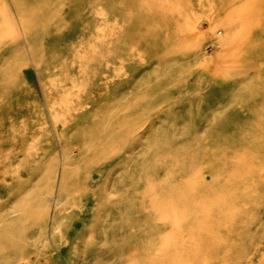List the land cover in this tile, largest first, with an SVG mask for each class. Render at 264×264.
Returning a JSON list of instances; mask_svg holds the SVG:
<instances>
[{
	"label": "rangeland",
	"instance_id": "rangeland-1",
	"mask_svg": "<svg viewBox=\"0 0 264 264\" xmlns=\"http://www.w3.org/2000/svg\"><path fill=\"white\" fill-rule=\"evenodd\" d=\"M0 27V264H264V0H0Z\"/></svg>",
	"mask_w": 264,
	"mask_h": 264
},
{
	"label": "bare ground",
	"instance_id": "bare-ground-1",
	"mask_svg": "<svg viewBox=\"0 0 264 264\" xmlns=\"http://www.w3.org/2000/svg\"><path fill=\"white\" fill-rule=\"evenodd\" d=\"M14 19V18H13ZM1 28V27H0ZM134 147V146H133ZM132 147V148H133ZM131 148V149H132ZM66 160L64 158L61 159V161L59 162V169H58V175H57V183L56 185L54 186V188L52 189L51 191V194L46 198V202L49 203V204H52V206L54 207V212H53V215H51L50 217V226H49V234L50 236L52 237V243L53 244H56L55 242V238H53V234L54 232L57 230L58 226H59V219H60V216H61V213H62V209L61 208H58V206L60 205V202H61V198H62V185H63V181H64V178L66 177ZM93 172L97 173L98 175H100L99 171H98V168L95 169ZM87 177V182L90 184V186L93 185V182L96 181V178L94 176V174L92 172H89L88 175L86 176ZM86 187V186H85ZM87 189H90L89 186L87 187ZM40 195V194H39ZM38 197V196H37ZM43 197V196H42ZM36 198V197H35ZM39 199V197H38ZM35 201V199H34ZM8 208H10V205H5V206H1L0 205V213L3 211L4 213L1 215V221H3L4 219L6 218H9L10 216V212H8ZM89 209L86 208V206H83L80 208L79 210V213L78 215L80 217H85L86 215H88ZM158 211V209H157ZM37 213H32V219H33V222L35 223L36 222V215ZM88 218V217H87ZM5 221V220H4ZM3 221V222H4ZM8 221V219H7ZM2 222V223H3ZM9 222L7 223H4V224H8ZM59 255V254H58ZM134 255V254H133ZM38 257V256H37Z\"/></svg>",
	"mask_w": 264,
	"mask_h": 264
}]
</instances>
